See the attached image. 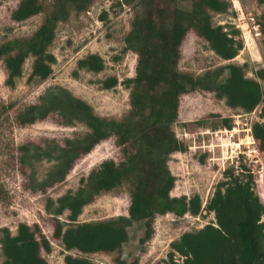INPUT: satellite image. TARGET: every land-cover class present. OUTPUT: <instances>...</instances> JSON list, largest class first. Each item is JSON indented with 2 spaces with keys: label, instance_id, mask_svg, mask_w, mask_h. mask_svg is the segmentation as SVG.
Here are the masks:
<instances>
[{
  "label": "trees",
  "instance_id": "16d2710c",
  "mask_svg": "<svg viewBox=\"0 0 264 264\" xmlns=\"http://www.w3.org/2000/svg\"><path fill=\"white\" fill-rule=\"evenodd\" d=\"M46 1L21 0L12 16L16 21H24L41 13ZM124 1H140L144 8L143 13L134 18L132 29L126 36V49L138 53L136 75L125 80L131 88L128 114L120 120L99 116L91 104L61 87L48 90L43 101L29 106L18 116L19 123L27 124L58 112L68 124L81 121L90 127L87 135L69 139L62 146L59 164L51 174L52 182L65 179L77 159L112 136L116 137L126 155L120 162L105 159L83 177L76 192L69 191L56 201L51 199L47 205L56 219L54 236L61 239L69 251L65 263L98 264L82 254L121 250L129 239V227L136 221H145L146 237H151L158 214L171 212L181 217L187 213L197 215L205 209L215 213L216 221L196 231L185 232L180 239L173 241L169 252L171 264H264V201L256 190L251 169L244 165L236 174L233 167L228 168L226 179L218 183L214 195L203 208L199 194L172 196L176 176L168 165L172 153L187 149L172 128L179 117L181 97L199 88L216 91L226 97L231 106L249 112L263 103L261 115L264 118V86L260 80L264 79V68L257 71L258 78L249 77L245 66L236 63L225 64L202 76L180 70L181 45L191 28L224 60L235 58L243 49V39L236 37L240 30L229 31L222 24L212 23L210 10L227 11L229 3L225 0H193L190 9L170 10L160 3L158 5L156 0ZM93 2L51 0V10L32 36L1 43L0 59L4 58L9 72L7 84H16L30 55L35 59L29 79L48 78L57 61L50 46L59 22L68 19L72 9L81 12ZM260 2L264 3V0ZM107 14L104 11V16ZM261 25L264 32V23ZM78 65L98 72L105 68V61L100 54L91 53L81 58ZM118 83L117 76L103 81L106 88ZM230 122L225 119V126L231 128ZM252 130L264 151V119L254 122ZM124 183L130 184L129 215L75 223L84 207L98 195L113 191ZM67 210L70 211L68 227L59 217ZM2 231L3 264H51L43 252H51L53 246L39 224L20 222L15 233L9 227L2 228ZM73 250L81 255L70 252ZM177 254L183 259L178 260ZM116 263L128 264L121 256H117ZM138 263L135 260L131 264Z\"/></svg>",
  "mask_w": 264,
  "mask_h": 264
},
{
  "label": "rangeland",
  "instance_id": "374dc122",
  "mask_svg": "<svg viewBox=\"0 0 264 264\" xmlns=\"http://www.w3.org/2000/svg\"><path fill=\"white\" fill-rule=\"evenodd\" d=\"M20 1L0 0V44L32 36L51 10V0H47L41 13L19 22L12 15ZM192 1L156 0V3L169 10L190 9ZM225 1L229 3L227 11L210 10L212 23L222 24L229 31L240 30L236 37L243 39V49L235 58L224 60L191 28L181 45L179 68L182 72L202 76L225 64L236 63L245 66L249 77L258 78L257 71L264 68L261 25L264 23V3L260 0ZM139 2L94 0L87 10L72 9L69 18L57 26L56 37L50 46L57 61L52 74L44 80L29 79L35 59L30 55L25 61L23 75L11 86L6 82L9 72L5 60L0 59V264L5 259L2 228L9 227L15 233L20 222L39 224L53 246L51 252L43 253L51 264H66L65 255L69 251L62 240L54 236L56 219L47 205L51 199L56 201L69 191L76 192L83 177L105 159L117 162L125 159L122 146L112 136L77 159L65 179L52 182L51 174L59 164L62 146L69 139L87 135L90 127L81 121L68 124L58 112L27 124L19 123L18 116L29 106L43 101L48 90L62 87L91 104L99 116L124 118L131 109V88L125 80L136 75L138 64V53L126 49V36L132 29L134 18L143 13L144 8ZM91 53L102 56L105 61L103 70L79 68V60ZM111 76H117L119 83L106 88L103 81ZM260 80L264 86V79ZM261 111L262 105L252 112L233 107L216 91L199 88L184 94L180 100L179 117L172 128L187 149L172 153L168 159L176 176L172 196L199 194L204 208L218 183L226 179L225 171L233 167L239 174L245 165L254 173L256 190L264 201V151L252 130L254 122L264 119ZM225 119L231 120V128L225 126ZM130 203V184L124 183L113 191L98 195L84 207L75 223L129 215ZM69 213L67 210L59 216L66 227L70 224ZM211 221H216L215 213L205 209L200 214L187 213L181 217L171 212L158 214L151 237H146L145 221H136L129 227V239L121 250L82 255L98 264H117V256L128 264L135 260L138 264H171L172 242L185 232L196 231ZM70 252L81 255L76 250ZM176 257L183 259L179 254Z\"/></svg>",
  "mask_w": 264,
  "mask_h": 264
},
{
  "label": "built area",
  "instance_id": "2783aa9c",
  "mask_svg": "<svg viewBox=\"0 0 264 264\" xmlns=\"http://www.w3.org/2000/svg\"><path fill=\"white\" fill-rule=\"evenodd\" d=\"M260 105H263V103H261ZM252 127H253V125H252Z\"/></svg>",
  "mask_w": 264,
  "mask_h": 264
}]
</instances>
